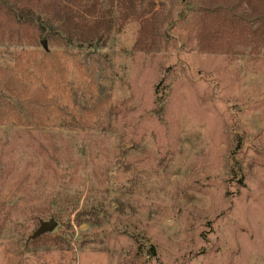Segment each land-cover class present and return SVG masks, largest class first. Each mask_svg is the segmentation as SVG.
Wrapping results in <instances>:
<instances>
[{"label":"rangeland","instance_id":"obj_1","mask_svg":"<svg viewBox=\"0 0 264 264\" xmlns=\"http://www.w3.org/2000/svg\"><path fill=\"white\" fill-rule=\"evenodd\" d=\"M212 1L250 11L100 0L0 27V264H264V49L202 47Z\"/></svg>","mask_w":264,"mask_h":264},{"label":"trees","instance_id":"obj_2","mask_svg":"<svg viewBox=\"0 0 264 264\" xmlns=\"http://www.w3.org/2000/svg\"><path fill=\"white\" fill-rule=\"evenodd\" d=\"M90 1L100 0H0V27L8 31L10 38L19 35L20 27L32 33L38 28L50 33L54 13L71 12ZM244 1L250 11L237 10L236 3L232 7L212 1L214 7L209 5L211 8L200 17L202 47L216 51L223 43L228 49L243 45L264 49V0Z\"/></svg>","mask_w":264,"mask_h":264},{"label":"water","instance_id":"obj_3","mask_svg":"<svg viewBox=\"0 0 264 264\" xmlns=\"http://www.w3.org/2000/svg\"><path fill=\"white\" fill-rule=\"evenodd\" d=\"M43 44L46 48V42L45 41H43ZM56 226H57V222L55 221L54 218H52L49 221H42L39 229H37L36 232L31 236V239H37L40 236H42L48 232H52L53 230H55Z\"/></svg>","mask_w":264,"mask_h":264}]
</instances>
